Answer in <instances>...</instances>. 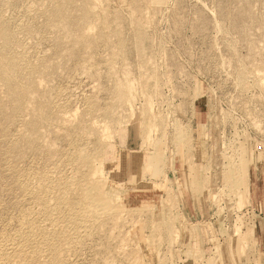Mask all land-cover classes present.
<instances>
[{"label": "rangeland", "instance_id": "rangeland-1", "mask_svg": "<svg viewBox=\"0 0 264 264\" xmlns=\"http://www.w3.org/2000/svg\"><path fill=\"white\" fill-rule=\"evenodd\" d=\"M260 201L264 0H0V264H264Z\"/></svg>", "mask_w": 264, "mask_h": 264}, {"label": "crops", "instance_id": "crops-1", "mask_svg": "<svg viewBox=\"0 0 264 264\" xmlns=\"http://www.w3.org/2000/svg\"><path fill=\"white\" fill-rule=\"evenodd\" d=\"M255 212V220L257 221L256 231L258 236V243L264 250V201L257 203Z\"/></svg>", "mask_w": 264, "mask_h": 264}, {"label": "bare ground", "instance_id": "bare-ground-1", "mask_svg": "<svg viewBox=\"0 0 264 264\" xmlns=\"http://www.w3.org/2000/svg\"><path fill=\"white\" fill-rule=\"evenodd\" d=\"M6 72V71H5ZM9 73V72H8ZM5 75V74H4Z\"/></svg>", "mask_w": 264, "mask_h": 264}]
</instances>
